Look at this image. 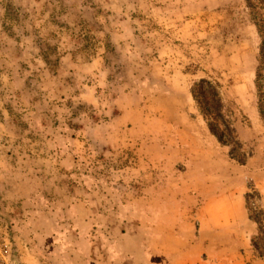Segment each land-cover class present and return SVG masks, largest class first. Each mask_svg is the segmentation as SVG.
<instances>
[{"label": "rangeland", "instance_id": "1", "mask_svg": "<svg viewBox=\"0 0 264 264\" xmlns=\"http://www.w3.org/2000/svg\"><path fill=\"white\" fill-rule=\"evenodd\" d=\"M259 45L244 0H0V264L154 263L142 248L168 236L154 222L189 188L171 174L192 172L178 151L199 132L208 184L248 194L263 260ZM199 79L216 84L242 165L198 116Z\"/></svg>", "mask_w": 264, "mask_h": 264}, {"label": "crops", "instance_id": "2", "mask_svg": "<svg viewBox=\"0 0 264 264\" xmlns=\"http://www.w3.org/2000/svg\"><path fill=\"white\" fill-rule=\"evenodd\" d=\"M206 137L204 132L197 137L189 134L184 141L187 147L178 151L194 161L193 170L178 167L179 172L171 177L178 182L190 178L191 183L185 191L179 187L171 194L174 204L168 210L157 209L171 214L168 223L162 216L154 222L155 228H168V236L150 240L149 249L142 248L144 256L153 258L152 264H264V259L250 260V237L256 226L244 207V189L227 182L222 191L216 180L212 186L207 182ZM178 194L187 200L174 199Z\"/></svg>", "mask_w": 264, "mask_h": 264}, {"label": "trees", "instance_id": "3", "mask_svg": "<svg viewBox=\"0 0 264 264\" xmlns=\"http://www.w3.org/2000/svg\"><path fill=\"white\" fill-rule=\"evenodd\" d=\"M244 3L260 38L254 84L258 100V115L264 122V0H244ZM189 94L207 133L220 147L228 148L229 159L242 165L243 154L239 152L240 145L234 136L231 123L224 114V106L216 84L199 79L191 85ZM244 198H248V194H245ZM251 245L256 250L252 241Z\"/></svg>", "mask_w": 264, "mask_h": 264}]
</instances>
